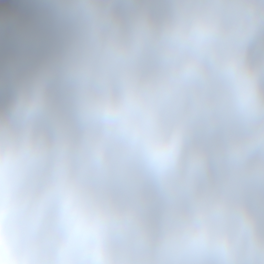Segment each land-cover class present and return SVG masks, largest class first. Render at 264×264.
I'll list each match as a JSON object with an SVG mask.
<instances>
[{
	"label": "clouds",
	"instance_id": "obj_1",
	"mask_svg": "<svg viewBox=\"0 0 264 264\" xmlns=\"http://www.w3.org/2000/svg\"><path fill=\"white\" fill-rule=\"evenodd\" d=\"M0 264H264V0H0Z\"/></svg>",
	"mask_w": 264,
	"mask_h": 264
}]
</instances>
